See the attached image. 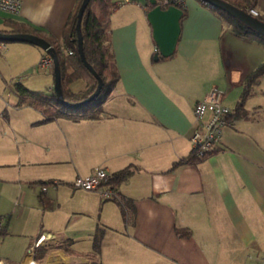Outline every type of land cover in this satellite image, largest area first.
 I'll return each mask as SVG.
<instances>
[{
  "label": "crops",
  "instance_id": "obj_1",
  "mask_svg": "<svg viewBox=\"0 0 264 264\" xmlns=\"http://www.w3.org/2000/svg\"><path fill=\"white\" fill-rule=\"evenodd\" d=\"M22 20L63 44L76 0H21ZM256 0L254 7L264 16ZM173 55L154 59L146 6L127 1L103 21L119 79L97 118L39 121L34 102L17 104L13 83L51 90L40 46L14 40L0 51V259L26 264L41 235L37 264H255L264 256V73L230 117L213 152L197 163L172 162L192 150L193 106L212 87L232 110L245 75L264 61V42L235 34L198 0ZM80 79V78H77ZM69 83L74 91V83ZM5 103V105H4ZM96 165L132 171L114 186L119 198L73 187ZM57 180L52 182L51 180ZM46 184V188L42 186ZM89 244L81 246L82 239ZM78 244L80 246H78ZM95 250L94 256L91 255Z\"/></svg>",
  "mask_w": 264,
  "mask_h": 264
},
{
  "label": "trees",
  "instance_id": "obj_2",
  "mask_svg": "<svg viewBox=\"0 0 264 264\" xmlns=\"http://www.w3.org/2000/svg\"><path fill=\"white\" fill-rule=\"evenodd\" d=\"M81 1L82 0H76L75 7L66 20L63 29V44L60 46H54V53L57 56L60 67L61 88L64 100H60L53 89L48 91L32 89L26 86L20 79L13 83V88L18 95L17 104H22L27 101L34 102L43 114V117L39 121H46L59 116L68 117L74 120L97 118L102 110L103 101L110 95L113 87L119 79V72L111 49L109 36L103 26L104 19L108 17L111 9L116 5L115 0H90L83 12L81 20L82 46L87 62H89L101 76L102 86L99 94L94 96L90 101L78 106L70 104L89 96L95 90L98 83L96 76L83 63L77 50L76 21L77 11ZM198 1L202 5L211 9L216 15L225 21L235 34L264 42V34L252 31L222 8L217 7L206 0ZM229 1L247 10L248 7H254L253 5L256 0ZM152 6L153 5L146 7V10ZM179 7L183 9V18L186 15V8L184 5H179ZM258 16L264 19V16L260 13ZM5 22L8 27L1 28L0 30L2 31L31 32L42 36L49 41L51 40L49 36L35 30L22 20L7 18ZM2 41L7 42V40ZM68 49H71L72 53H68ZM160 58L164 59L166 57L161 56ZM263 73L264 61L259 63L253 70L245 75L242 90L235 107L227 114L228 118L247 115L248 112L244 106L245 100L250 95L254 84ZM77 78L84 79L86 81V87L82 90L74 91L70 88L69 83ZM212 152L213 149H209L203 155H197L192 148L187 155L174 160L171 168L180 164L197 163L204 160ZM131 171L132 170L128 166H125L116 172L109 174L107 182L112 185L119 183L126 179ZM116 198H119V196ZM52 246L55 245H38L34 249V258L41 261L46 250Z\"/></svg>",
  "mask_w": 264,
  "mask_h": 264
},
{
  "label": "water",
  "instance_id": "obj_3",
  "mask_svg": "<svg viewBox=\"0 0 264 264\" xmlns=\"http://www.w3.org/2000/svg\"><path fill=\"white\" fill-rule=\"evenodd\" d=\"M90 0H82L78 11L76 21V32H77V50L78 53L86 65V67L96 76L98 83L95 90L86 98L77 102L70 103L74 106L82 105L90 101L94 96L99 94L102 86V78L93 66L87 62L82 46V35H81V20L83 12ZM137 3L150 7L146 12L147 20L151 26L152 37L154 39L156 50L153 54L154 59H159L161 56H169L176 50L177 42L181 34V18L183 15V9L177 5L169 4L165 7L161 6L156 0H131ZM209 3L222 8L235 18H237L242 24L247 26L252 31L259 34H264V19L258 15H253L246 9L230 2L229 0H206ZM0 40L14 41L21 40L30 43H34L48 52L53 59V73H54V84L53 91L59 97L60 100H64V96L61 88V73L59 62L56 54L54 53V45L46 38L39 36L31 32H16V31H2L0 30Z\"/></svg>",
  "mask_w": 264,
  "mask_h": 264
},
{
  "label": "built area",
  "instance_id": "obj_4",
  "mask_svg": "<svg viewBox=\"0 0 264 264\" xmlns=\"http://www.w3.org/2000/svg\"><path fill=\"white\" fill-rule=\"evenodd\" d=\"M129 0H115V6H119ZM161 6H167L169 4L184 5L185 0H156ZM21 0H0V10L17 14L21 10ZM248 12L253 15H258L259 12L255 7H248ZM5 42L0 40V51L4 48ZM68 53H72L71 49H68ZM37 67L40 69L53 68L52 56L47 52L37 62ZM52 90V86H51ZM193 118L195 125L190 134V141L194 149L195 154L203 155L209 149L219 141L223 127L228 123L229 118L227 114L231 112L228 105L223 102V91L217 87L212 86L202 98L198 99L193 106ZM108 171L101 165H96L91 173L87 175H76L71 185L83 190L98 191L103 198L118 197L117 189L114 185L107 182ZM56 182L57 180H51ZM46 188V184L42 186V189ZM2 228V222L0 220V231ZM44 238L41 234L30 246L29 252L31 254L30 259L26 264H37L33 258L34 249L39 245L40 241ZM0 264H6L0 259ZM255 264H264V256L260 258V261Z\"/></svg>",
  "mask_w": 264,
  "mask_h": 264
},
{
  "label": "rangeland",
  "instance_id": "obj_5",
  "mask_svg": "<svg viewBox=\"0 0 264 264\" xmlns=\"http://www.w3.org/2000/svg\"><path fill=\"white\" fill-rule=\"evenodd\" d=\"M258 1H259L258 8H259V10H261L262 5L264 4V0H258ZM262 11H264V9ZM11 42L12 41H7V43H11ZM82 86H83V80L81 78L77 79L76 82L74 83V87L76 89H78ZM4 105H5V103H4ZM85 244H89L88 239H86V238L82 239L81 246H84ZM78 246H80V245L78 244ZM94 254H95V250L92 251L91 255L94 256ZM112 264H116V263H112ZM122 264H138V261L135 258H132V260L126 261L125 263H122Z\"/></svg>",
  "mask_w": 264,
  "mask_h": 264
}]
</instances>
